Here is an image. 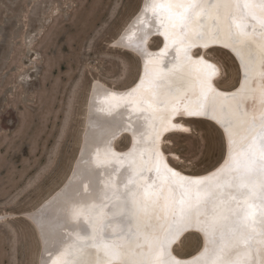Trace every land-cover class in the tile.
I'll use <instances>...</instances> for the list:
<instances>
[{
    "label": "snow or ice",
    "instance_id": "obj_1",
    "mask_svg": "<svg viewBox=\"0 0 264 264\" xmlns=\"http://www.w3.org/2000/svg\"><path fill=\"white\" fill-rule=\"evenodd\" d=\"M133 29L135 34L128 36ZM153 29L165 38V50L155 55L146 47ZM198 41L204 48L222 42L238 56L235 46L241 45L250 55L247 63H241L240 89L231 97L224 94L235 106L229 105L227 113L219 115L213 109L212 119L229 138L228 159L208 177L195 179L168 166L159 142L163 132L182 128L172 122L174 116L208 112L205 104H183L176 94L179 90L162 93L170 75H195V87L205 100L220 95L213 86L218 66L203 56L193 60L190 55ZM121 43L158 66L146 70L137 87L126 93L102 89L98 95L110 102V112L142 109L144 125L151 133L127 125L112 133L105 157L114 156L111 139L117 132L139 133V142L134 141L129 153L114 156L128 161L125 181L109 180L98 203H71L79 206L77 214L91 225V234L84 239L77 235L53 264H255L253 250L264 264V0H145ZM169 45L175 54L167 62L172 67H165ZM253 45L262 66L259 71L251 55ZM253 76L258 77L256 88L250 86ZM247 99L256 100L260 110L251 115L243 111ZM238 127L242 132H237ZM146 143L148 147L142 148ZM149 171L156 175L152 184L143 179ZM82 180H90L87 170ZM117 220L123 227L117 228ZM190 230L203 235L204 247L200 257L181 261L173 256L172 246ZM89 246L102 252L103 259L98 255L94 262L85 260L84 249Z\"/></svg>",
    "mask_w": 264,
    "mask_h": 264
},
{
    "label": "rangeland",
    "instance_id": "obj_2",
    "mask_svg": "<svg viewBox=\"0 0 264 264\" xmlns=\"http://www.w3.org/2000/svg\"><path fill=\"white\" fill-rule=\"evenodd\" d=\"M143 1L0 0V264H39L31 212L74 167L94 82L122 89L136 82L139 55L115 41ZM160 43L155 36L151 45ZM222 47L205 55L221 68L217 85L231 89L242 72ZM181 121L188 132L162 143L168 160L189 173L214 168L226 151L224 129L201 117ZM130 140L125 132L115 145L123 151ZM201 244L188 232L174 250L188 256Z\"/></svg>",
    "mask_w": 264,
    "mask_h": 264
},
{
    "label": "bare ground",
    "instance_id": "obj_3",
    "mask_svg": "<svg viewBox=\"0 0 264 264\" xmlns=\"http://www.w3.org/2000/svg\"><path fill=\"white\" fill-rule=\"evenodd\" d=\"M144 3L145 0L143 1L139 11L143 7ZM139 11L137 12V14L139 13ZM135 16L118 36L115 41V44L123 45L121 43L122 34L133 22ZM136 31V29H133L132 32L128 33V36L134 35ZM162 31L163 30H161V33ZM155 36L161 37V43L158 47H153L151 45L152 40ZM202 43L203 42L200 41L196 42L195 46L191 49L190 55L193 60H198L201 56H203L209 62L216 64L221 70L220 66L216 62L209 59L205 55V52L209 51L210 48H213L214 45L221 44L223 46L222 48L229 50L238 59L242 75L239 84L236 87L229 89L222 88L217 85L215 79L219 76V72V74L213 78V86L216 88L217 93H219L220 95L209 96L207 100H205L200 95L199 89L195 87V75L190 76L187 74V72L174 73L170 75L161 89L162 93L176 92V90H179L178 92H176V94L179 96V99L182 101L183 104H190L192 106H196L198 104H205L208 109L206 115L174 116L172 118V122L174 124L181 125L182 128L177 130L170 129L167 132H163L159 142V151L163 154V157L167 162L168 166L174 171L179 172L184 177H190L195 179L208 177L211 173L215 172L217 169L224 165L229 155L228 135L225 133L226 151L222 160L214 168L200 173H189L173 165L168 160L167 154L162 148L164 138L167 134L174 132L178 133L184 131L183 129H187L186 132H188L190 127L188 126V124L181 121L182 119H194L201 117L212 121L213 109H215L216 113L219 115L221 113H227L229 105H232L234 107L235 101H233L232 99L226 100L224 94H227L229 97H231L232 94L237 93V90L240 89L241 84L244 82V68L241 66V63L242 60L244 63H247L250 55L249 49L241 45L235 46L239 51L238 56L237 53L234 52L231 48L225 47L222 42L216 44L210 43L208 48H204L202 46ZM146 47L149 53H151L152 55L158 54L162 50H165L164 36L162 34H157L155 32V29H153V34L147 38ZM131 51L138 54L141 60L140 73L136 82L133 85L123 89L110 86L101 81L94 82L88 100L87 116L82 137V143L78 156L74 163V167L65 182L47 199H45L39 206H37L33 212H31L30 217L34 221L41 239V256L39 264H53L54 261L58 262V258L61 257V253L64 251L65 248L68 247L69 244L72 243V241L77 237V235H79L81 239H84L91 234V225H89L86 220L81 219L80 221L72 222L69 219L67 209L71 203H98L99 198H102L101 190L104 188V186L108 183L109 180L113 182L125 181L127 175L126 169L128 166V161L124 159L117 160L114 158V156H123L129 153L133 149L134 141L139 142V133L137 131V135L134 136L132 131H128L131 136L130 147L126 150L121 151L117 149L118 147H116L115 142L117 138H119L125 132H117L114 139H111V151L112 153H114V156L105 157V145L111 138L112 133L116 132L118 128L124 125H127L135 130H147L149 134L151 133V128L148 125H144L142 109L140 111H136L133 108L129 107L115 109L110 112V102H105L104 98L98 95V92L102 89H108L110 91L120 94L126 93L127 91H130L137 87V85L140 83L141 78L145 76L146 70L151 71L154 67L158 66V63L147 62V58L141 57L139 52L134 50ZM166 51L169 54L166 57L165 67H172V64H167V62L173 61V56L175 54L174 49L171 45H169ZM251 55L256 57V70H261L262 66L259 60V56L257 55V51L255 49V45L252 46ZM257 85L258 77L253 76L250 81V86L252 88H256ZM242 110L248 112L249 115H251L260 110V105L254 99H247L242 105ZM213 121L218 124L215 120ZM141 125H143V129H141ZM236 130L238 133L242 132L241 127H238ZM145 140H148L147 136L145 137ZM141 147L146 148L148 147V144L146 143L144 145H141ZM145 159H147V153H145ZM114 168L116 169L115 171H113ZM85 170L90 173V180H82ZM143 179L147 180L149 184H152L153 181L156 180L155 172H146ZM157 183L159 182L157 181ZM119 187L123 188V183H120ZM85 188L89 189V191H85ZM69 197L71 198V201H69ZM116 226L117 228L123 227V225L119 223V220H117ZM189 232L197 231L190 230ZM199 234L202 239V244L194 254L182 256L175 252L174 246L180 241L181 237L183 236L182 235L180 239L177 240L176 243H174L172 246L173 256L181 261H191L194 258L200 257V254L204 247V239L203 235L201 233ZM132 246L134 247V245ZM83 255L85 260L92 262L96 260L98 255L101 259H103V253H97L96 249L90 246L84 249ZM252 260L255 261V264H260V256L257 255L255 250H253L252 252Z\"/></svg>",
    "mask_w": 264,
    "mask_h": 264
},
{
    "label": "clouds",
    "instance_id": "obj_4",
    "mask_svg": "<svg viewBox=\"0 0 264 264\" xmlns=\"http://www.w3.org/2000/svg\"><path fill=\"white\" fill-rule=\"evenodd\" d=\"M79 211L78 205L70 204L67 209V214L72 222H77L81 217L77 214Z\"/></svg>",
    "mask_w": 264,
    "mask_h": 264
}]
</instances>
